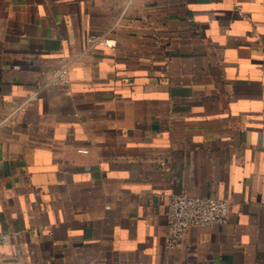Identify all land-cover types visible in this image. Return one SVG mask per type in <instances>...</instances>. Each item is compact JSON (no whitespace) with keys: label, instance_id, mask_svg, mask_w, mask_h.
<instances>
[{"label":"crops","instance_id":"1","mask_svg":"<svg viewBox=\"0 0 264 264\" xmlns=\"http://www.w3.org/2000/svg\"><path fill=\"white\" fill-rule=\"evenodd\" d=\"M0 264H264V0H0Z\"/></svg>","mask_w":264,"mask_h":264},{"label":"built area","instance_id":"2","mask_svg":"<svg viewBox=\"0 0 264 264\" xmlns=\"http://www.w3.org/2000/svg\"><path fill=\"white\" fill-rule=\"evenodd\" d=\"M108 44L102 36L87 37V48L98 43ZM57 83H68V65L61 66L54 74ZM230 220V204L226 199L178 194L168 205L165 248L167 250L181 248L184 245L188 231L193 227H209L225 225ZM8 235H1L2 240H8Z\"/></svg>","mask_w":264,"mask_h":264}]
</instances>
